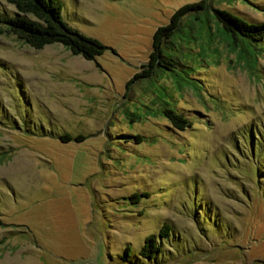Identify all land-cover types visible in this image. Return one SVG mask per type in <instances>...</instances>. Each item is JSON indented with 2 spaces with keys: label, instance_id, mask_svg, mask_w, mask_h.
Listing matches in <instances>:
<instances>
[{
  "label": "rangeland",
  "instance_id": "374dc122",
  "mask_svg": "<svg viewBox=\"0 0 264 264\" xmlns=\"http://www.w3.org/2000/svg\"><path fill=\"white\" fill-rule=\"evenodd\" d=\"M197 1L60 0L106 46L92 59L0 32V264H264V40L210 17L263 21L264 0H202L163 38L173 66L132 78L156 26ZM163 222L160 250L140 256Z\"/></svg>",
  "mask_w": 264,
  "mask_h": 264
},
{
  "label": "trees",
  "instance_id": "16d2710c",
  "mask_svg": "<svg viewBox=\"0 0 264 264\" xmlns=\"http://www.w3.org/2000/svg\"><path fill=\"white\" fill-rule=\"evenodd\" d=\"M14 7L11 14H0V32L13 34L23 43L40 48L44 44L58 42L66 47L71 53L79 54L85 59H92L104 49L99 40L79 32L76 28L68 25L61 16L60 0H6ZM203 7V1L184 3L176 8L170 15L166 24L158 25L151 34L150 50L147 54L143 68L136 71L132 78L147 77L154 67L161 66L163 69H170L173 64L162 54L163 38H168L176 27L179 16L188 10H196ZM213 15L210 16L219 24V30L225 36L234 41L240 37L246 38L251 43H258L264 40V20L259 22L247 21L239 15L227 10L213 8ZM195 17V16H193ZM201 19V17H199ZM207 20V19H206ZM216 24V23H215ZM218 27V25L216 24ZM131 78L128 79V82ZM161 113L175 127L181 128L188 124V120L180 113L169 107H163ZM138 140L141 136L134 135ZM64 141H80L84 138L81 134L72 136L68 133L58 134ZM139 193L132 192L127 197L135 201ZM169 225L161 223L156 235L147 234L138 249V254L145 258H152L160 250V243L156 238L167 239ZM129 254V245H125L122 257L125 259Z\"/></svg>",
  "mask_w": 264,
  "mask_h": 264
}]
</instances>
